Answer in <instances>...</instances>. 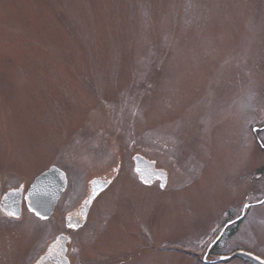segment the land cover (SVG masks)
Masks as SVG:
<instances>
[{
	"label": "rangeland",
	"instance_id": "obj_1",
	"mask_svg": "<svg viewBox=\"0 0 264 264\" xmlns=\"http://www.w3.org/2000/svg\"><path fill=\"white\" fill-rule=\"evenodd\" d=\"M52 166L49 217L3 211ZM61 235L70 264H264V0H0V264Z\"/></svg>",
	"mask_w": 264,
	"mask_h": 264
},
{
	"label": "water",
	"instance_id": "obj_2",
	"mask_svg": "<svg viewBox=\"0 0 264 264\" xmlns=\"http://www.w3.org/2000/svg\"><path fill=\"white\" fill-rule=\"evenodd\" d=\"M135 161L136 170L144 183L152 184L160 179L162 187L166 186V172L157 169L153 162L141 156H136ZM67 183L66 173L60 168L52 166L35 179L25 195L26 202L41 217H49L65 191ZM10 194L8 196L12 195ZM20 203L21 199L17 201L15 207L19 208ZM66 243L67 237L65 235L59 236L35 264H70V260L66 255ZM261 262H264V260L261 259Z\"/></svg>",
	"mask_w": 264,
	"mask_h": 264
},
{
	"label": "flooded vegetation",
	"instance_id": "obj_3",
	"mask_svg": "<svg viewBox=\"0 0 264 264\" xmlns=\"http://www.w3.org/2000/svg\"><path fill=\"white\" fill-rule=\"evenodd\" d=\"M155 182H158V180L155 181ZM67 185H68V183H67ZM19 191H18V193H14L12 195L10 194L11 196H8L7 198H5L4 201H3V203H2V209H3V211H5V213L8 214V215H13L14 217H17V218H20L21 217L22 204L26 202V199H25L26 193L24 192V188H21ZM94 194L91 196V202H93V200H94ZM19 199H21V203H20L19 208H17L15 206H16V203H17V201ZM90 207L89 206H86V208L84 210V217L87 216V214H88V212L90 210ZM81 224H82L81 220H80V222L75 223V222H72V220H71L70 217H67V226L69 228L71 226H72L71 228H73V229L74 228H78Z\"/></svg>",
	"mask_w": 264,
	"mask_h": 264
}]
</instances>
